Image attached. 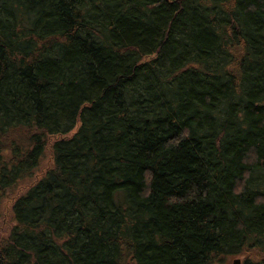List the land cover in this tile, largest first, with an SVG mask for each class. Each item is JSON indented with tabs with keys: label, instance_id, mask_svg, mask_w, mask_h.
<instances>
[{
	"label": "trees",
	"instance_id": "1",
	"mask_svg": "<svg viewBox=\"0 0 264 264\" xmlns=\"http://www.w3.org/2000/svg\"><path fill=\"white\" fill-rule=\"evenodd\" d=\"M2 222L0 264H264V0H0Z\"/></svg>",
	"mask_w": 264,
	"mask_h": 264
},
{
	"label": "water",
	"instance_id": "2",
	"mask_svg": "<svg viewBox=\"0 0 264 264\" xmlns=\"http://www.w3.org/2000/svg\"><path fill=\"white\" fill-rule=\"evenodd\" d=\"M231 264H242V261L239 258L233 259Z\"/></svg>",
	"mask_w": 264,
	"mask_h": 264
},
{
	"label": "rangeland",
	"instance_id": "3",
	"mask_svg": "<svg viewBox=\"0 0 264 264\" xmlns=\"http://www.w3.org/2000/svg\"><path fill=\"white\" fill-rule=\"evenodd\" d=\"M0 224L3 225L4 223L2 222V223H0ZM4 233H6V230L3 231V234H4ZM4 236H5V235H4ZM239 259H240V258H239ZM242 259H243V258H241L240 260L242 261ZM231 262H232V260L229 259L228 262H227L226 264H231Z\"/></svg>",
	"mask_w": 264,
	"mask_h": 264
}]
</instances>
